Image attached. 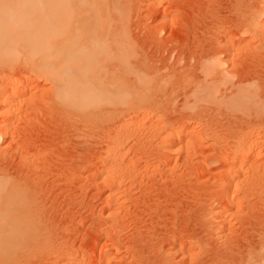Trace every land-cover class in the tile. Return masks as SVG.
<instances>
[{
  "label": "rangeland",
  "instance_id": "1",
  "mask_svg": "<svg viewBox=\"0 0 264 264\" xmlns=\"http://www.w3.org/2000/svg\"><path fill=\"white\" fill-rule=\"evenodd\" d=\"M112 3L99 58L120 68L126 105L67 108L0 43V77L29 82L11 109L13 135L0 107V194L18 184L31 199L30 225L0 238V264H244L248 252L263 264L264 0ZM214 57L233 84L205 71ZM240 86L253 93L230 103ZM247 138L259 145L243 167L259 154L262 168L242 182L232 158ZM118 144L114 171L106 164Z\"/></svg>",
  "mask_w": 264,
  "mask_h": 264
},
{
  "label": "bare ground",
  "instance_id": "2",
  "mask_svg": "<svg viewBox=\"0 0 264 264\" xmlns=\"http://www.w3.org/2000/svg\"><path fill=\"white\" fill-rule=\"evenodd\" d=\"M110 1L114 2V0H0V43L6 39L7 42L10 43L11 47L14 48V51L18 54L16 59L21 60L22 63L29 65L34 75L46 80V82H48L50 85L49 88L51 89L52 97L55 98V100H58L59 103L61 102L67 108L71 107L78 109L85 106H99L105 103L126 105L128 102L126 101V96H124L125 78L123 77V74L121 75L124 80L118 73H115L120 68L114 72L115 68L112 69L113 65H111V67H108L109 65L107 66V64L110 62L106 64L102 61L104 60L101 59L102 57L99 58L101 56L99 54H101V51L104 52L103 48L105 49L106 47H104V45L108 42H106V39L110 38L108 36V38H106V35L104 34L107 28L105 26L107 23L105 22V14L107 12L105 13L104 10H108V7L112 3H109ZM107 3L109 4L108 7L102 10V7L104 5L106 6ZM110 9H114V7ZM109 11L110 10H108V12ZM107 17L106 20L109 19V16ZM174 19L175 18L173 16L169 15L165 21L170 25V23L175 21ZM256 25L257 24L254 21L252 26ZM111 26L113 25L111 24ZM114 27L115 26H113V28ZM110 30H112V28ZM111 58H114V56ZM113 63L114 62H112V64ZM224 64L225 62L221 61V59L214 57V59L210 60V63L208 62L207 66H204L206 67L205 71L210 70L211 73L215 72V74H218L220 78L219 82L222 81L223 83H232L233 77L235 75L224 72L221 68L224 66ZM118 72L120 73V70ZM210 72L208 71L207 73L210 74ZM0 78V107H3V109L5 107L10 108V110L7 109L1 112L3 127L5 128L9 126L11 130H9V132L13 135V133H15L14 129L16 124L12 122L10 123L12 118L11 113H13V110L11 109H14L15 104H17L15 103V99H19V95H22L20 92L24 91L25 93L29 82L25 81L24 84L22 82V87L18 84V82L17 84L12 83L8 86L5 83L7 81H5V76L4 78L3 76ZM255 85L253 87L250 86L253 88V92L257 90L256 88L258 84L257 86ZM241 86L239 87L240 90H236L239 91L237 95L234 96L233 94L234 99L231 97L233 99L232 102L231 100H228L230 103L235 104L237 99L239 100L249 95V93L246 92L249 87L246 89V87ZM205 88H208L207 85H205ZM21 89L23 90L21 91ZM216 92L218 91L212 88L209 93L216 94ZM240 92L244 94H241ZM248 92L251 94L252 91L249 89ZM140 108L141 107H139V109ZM18 109L19 108H17V111ZM13 119L14 118H12V120ZM127 123V121L125 124L123 123V125H125L123 127H126ZM137 125L138 124L135 126ZM126 132L125 128L119 131V138H123L126 135ZM136 133L138 132L134 133L135 136H137ZM0 138L3 139V136L0 135ZM237 145L239 146H237L238 148L236 147L237 150L235 151L232 160L238 163V169L235 174L231 176V178L238 177L237 175H242V182H251V180L257 179V177L261 174L260 172L262 165H260V161H257L258 159H261V157L258 154V157L256 159L254 158L253 164L250 166L251 168L247 169L246 167L248 165L244 167L243 165L244 163L249 164L250 161L246 162V159L247 157L250 159V154L253 156L252 152L256 149V147H258L259 144H257L256 141L251 142L248 139L246 143H241V145L238 143ZM121 150L122 148H120L119 144L116 148L109 149V152H112L111 154L113 155H110L112 157H110L111 161H108L109 163L107 162L108 164L106 165H108V167L111 169L113 168V170L116 166V163L120 159ZM105 171L108 172V168ZM120 173L121 172L118 174ZM104 176L105 178L107 177L108 180L110 179L108 175L104 174ZM119 176L117 177L114 172L110 180H112L114 183H117L122 178ZM16 184L17 183L14 185ZM17 185L16 188L18 189L19 186ZM20 187L22 189V186ZM16 188L12 187L8 188V190L7 188H4L7 191L0 194V230L4 232V235H0V238L5 237V235L8 237L9 235L10 237L14 236L18 239V237L21 236L20 234H22L23 229L30 225L28 224L29 222L25 219V217H27V208L30 206L28 203H30L31 199L28 198V195L24 194L26 192H22L20 188L18 190ZM1 191L3 190H0V193ZM114 192L111 191L108 196L110 201H113V204L114 202L117 203L114 198ZM228 218H225L224 222L230 230L232 224ZM2 232L0 231L1 234H3ZM3 240L4 243H6V240ZM4 243H0V249H2L0 251L1 253H8V251H3V248L5 249L6 246ZM18 245L16 244V246ZM259 245L264 247V236L262 237L261 242H259ZM244 253H246V251ZM248 253H246V256ZM246 256L244 259L242 258V262H244V264H256L253 261L256 260V256L253 257L250 255V253L247 257ZM106 258V261L109 262L108 257ZM76 261V264H83L80 260ZM98 264H100L99 261Z\"/></svg>",
  "mask_w": 264,
  "mask_h": 264
}]
</instances>
